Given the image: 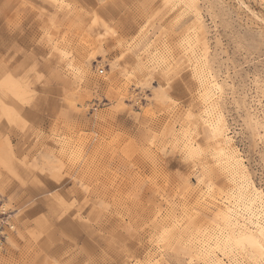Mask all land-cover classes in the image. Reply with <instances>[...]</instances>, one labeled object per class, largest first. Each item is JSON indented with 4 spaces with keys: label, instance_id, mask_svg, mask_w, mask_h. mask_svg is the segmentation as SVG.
I'll list each match as a JSON object with an SVG mask.
<instances>
[{
    "label": "rangeland",
    "instance_id": "rangeland-1",
    "mask_svg": "<svg viewBox=\"0 0 264 264\" xmlns=\"http://www.w3.org/2000/svg\"><path fill=\"white\" fill-rule=\"evenodd\" d=\"M5 77L0 264H264V0H0Z\"/></svg>",
    "mask_w": 264,
    "mask_h": 264
},
{
    "label": "bare ground",
    "instance_id": "bare-ground-1",
    "mask_svg": "<svg viewBox=\"0 0 264 264\" xmlns=\"http://www.w3.org/2000/svg\"><path fill=\"white\" fill-rule=\"evenodd\" d=\"M5 72V71H4ZM4 79V78H3ZM27 91L24 88V86H22V84L20 82L17 83H10V78L5 77V80L3 82L0 83V104L3 109V111H6L7 114H11L12 112H14L12 109H10V105L8 106L7 100L9 98H15L17 99V101L20 103H22L25 100V95H26ZM13 100V99H12ZM11 101V100H10ZM14 101V100H13ZM9 102V100H8ZM12 106V105H11ZM19 106V105H17ZM15 106V107H17ZM18 108V107H17ZM19 109L21 111H23V107L20 106ZM1 110V109H0ZM206 113H209L208 109L206 110ZM211 113V112H210ZM6 114V115H7ZM17 115V114H16ZM209 115V114H208ZM8 117V116H7ZM20 118V117H19ZM229 151L227 149L224 150V155L225 157L229 158ZM87 162V161H86ZM78 164V163H77ZM247 192V191H246ZM250 194V195H249ZM244 195H246V199L249 202V208H248V212L250 214L258 215L259 214V208H258V201L257 198L254 197V195L250 193H244ZM43 206V205H42ZM248 214V213H247ZM223 219L226 221V223L228 224L229 227H232L233 229H235L236 231H239V227L238 224L235 222L234 219L229 218L227 216H223ZM234 230V231H235ZM237 231V232H238ZM243 232V231H242ZM235 233V232H234ZM239 233V232H238ZM227 237L223 238V242L226 243L227 242Z\"/></svg>",
    "mask_w": 264,
    "mask_h": 264
},
{
    "label": "built area",
    "instance_id": "built-area-1",
    "mask_svg": "<svg viewBox=\"0 0 264 264\" xmlns=\"http://www.w3.org/2000/svg\"><path fill=\"white\" fill-rule=\"evenodd\" d=\"M10 226L7 218L3 216V213H0V248L4 244L6 240V230L5 227Z\"/></svg>",
    "mask_w": 264,
    "mask_h": 264
}]
</instances>
